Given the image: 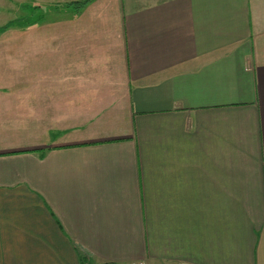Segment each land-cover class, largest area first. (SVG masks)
<instances>
[{"label": "crops", "instance_id": "0c3cea01", "mask_svg": "<svg viewBox=\"0 0 264 264\" xmlns=\"http://www.w3.org/2000/svg\"><path fill=\"white\" fill-rule=\"evenodd\" d=\"M76 1L0 0V264H264V0Z\"/></svg>", "mask_w": 264, "mask_h": 264}, {"label": "rangeland", "instance_id": "374dc122", "mask_svg": "<svg viewBox=\"0 0 264 264\" xmlns=\"http://www.w3.org/2000/svg\"><path fill=\"white\" fill-rule=\"evenodd\" d=\"M22 6L23 5L20 2H15L12 9H9V7L5 9L2 8L0 5V28H2L5 24L9 23L10 21L19 20L24 17L29 19L31 16L33 20H38L39 18L44 17L47 12H54V8H55V7L48 8L47 6H42V5L39 6L38 4L30 5L31 9L30 8L24 9ZM12 28H21V26L16 25L9 29Z\"/></svg>", "mask_w": 264, "mask_h": 264}, {"label": "trees", "instance_id": "16d2710c", "mask_svg": "<svg viewBox=\"0 0 264 264\" xmlns=\"http://www.w3.org/2000/svg\"><path fill=\"white\" fill-rule=\"evenodd\" d=\"M91 0H83V1H76V2H73L71 3V6H74L75 9H77L78 11L82 10ZM31 9V8H30ZM43 17L39 18L38 20H33V18H30L27 19L26 17L25 18H22V19H19V20H13V21H10L9 23L5 24L2 28H0V33L13 27V26H16V25H20L21 27L23 26H30V25H33V24H36L39 20H41Z\"/></svg>", "mask_w": 264, "mask_h": 264}, {"label": "built area", "instance_id": "2783aa9c", "mask_svg": "<svg viewBox=\"0 0 264 264\" xmlns=\"http://www.w3.org/2000/svg\"><path fill=\"white\" fill-rule=\"evenodd\" d=\"M182 264H190V263H182Z\"/></svg>", "mask_w": 264, "mask_h": 264}]
</instances>
